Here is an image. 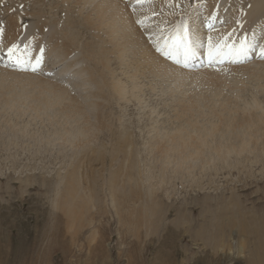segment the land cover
Instances as JSON below:
<instances>
[{
  "label": "rangeland",
  "instance_id": "obj_1",
  "mask_svg": "<svg viewBox=\"0 0 264 264\" xmlns=\"http://www.w3.org/2000/svg\"><path fill=\"white\" fill-rule=\"evenodd\" d=\"M164 1L169 3L171 19L139 22L163 57L160 37L169 35L179 16L187 18L197 6V0H176L180 12L172 6L173 0ZM241 1L224 2L230 6ZM124 2L131 7L137 4ZM65 3L0 0L4 28L0 56L6 58L10 46L5 30L10 14L18 23L14 30L20 35L18 43L28 45L18 54L34 56L40 47L46 53L47 43L37 39L48 42L56 31L54 22L67 28L70 9L71 16L75 10V19H80L78 7ZM40 7L45 21L41 28L32 14ZM237 11V23L229 25L231 36L227 33L213 44L247 35L264 45L260 21L258 26L244 22L246 12ZM226 21L230 23L224 18L213 21L212 29ZM79 26L80 37L89 40L90 34ZM209 30L206 39L208 35L214 39ZM80 50L67 60L45 54L44 65L36 73L10 68L0 59L1 69L34 74L63 86L84 110V115L68 117L61 112L63 104L43 106L40 88L29 79L0 72V264H264V128L244 144L241 137L210 138L211 144L197 155L191 154L193 148L176 151L157 144L176 127L177 108L197 96L203 110L211 108L209 98L216 93L219 103L228 100L264 115V79L245 71L231 73L235 65H246L230 63L227 57L209 66L206 50L201 49L205 55L196 61L201 62L198 68L188 70L224 71L229 75L227 83L216 78L196 82L172 71L140 78L137 97L111 100L112 111L101 120L112 129L103 125L94 134L81 135L86 113L93 114L84 103L93 86L84 84V76L76 75L77 66L69 64ZM254 62L259 59L246 64ZM117 73L123 76L120 69ZM105 106L107 112L110 108Z\"/></svg>",
  "mask_w": 264,
  "mask_h": 264
},
{
  "label": "bare ground",
  "instance_id": "obj_2",
  "mask_svg": "<svg viewBox=\"0 0 264 264\" xmlns=\"http://www.w3.org/2000/svg\"><path fill=\"white\" fill-rule=\"evenodd\" d=\"M224 1L225 0H203V2L199 4L202 15L201 18L197 20V23L202 38L206 39L205 35H207L208 31L205 18L214 15L216 17L215 20H217H214V23H218L220 20H223V18L224 20L229 19L230 21V23L226 21L227 25H220L219 23L217 25L219 27L209 30V32L211 31L210 33L214 34V42H217L220 38L223 39L222 37L231 31L229 25L237 23V17L239 16L237 9L240 10L239 12H246V14H243L245 18L244 22H251L258 26V22L260 21L261 25L259 26L263 25L264 27V0H243L240 3H232L233 7L232 4L230 6H228L229 4L226 5ZM59 2L62 3V6L65 2H69L71 5L75 4V6L78 7L77 12L80 14V19H75V10H73L74 15L71 16V9L69 10V6L68 10L70 12H67L66 17L70 22V24H67L69 26H67V28H60L62 25L60 26L58 23L54 22L52 26L56 28V31L49 36L48 42L46 41L47 39L42 37L38 38L37 42L47 43L45 47V54L47 56L49 54L54 55L61 57L62 60H67L75 53L76 49L80 50L81 48L80 55L76 56V54L73 59L74 62L69 64L77 66L76 75L84 76V84L88 82L89 86L94 87H90L88 93H85V107L88 109L91 108V113L93 112V114L90 115L89 111L86 113L84 129L81 128L79 130L81 135H90L91 132L94 134L95 131L97 132L100 128L104 127L103 125L111 127V125H108L109 122L105 124L101 120L103 119L102 117L105 118V116H107V119V113L112 111V107H109L112 105L111 100H115V98L124 100L128 95L136 96V92L141 89L137 83L140 78L162 76L172 71L177 77H184L196 82H212V80L216 78L215 80L220 81L221 84L227 83L226 81L228 79L226 77L229 75L224 71L204 69V71L191 72L188 70L189 68H195L194 66L197 63H201L196 61L205 54L200 53L198 58L187 68L176 63L174 66L172 64V62H175L173 59H169L166 56L163 57L160 52L155 50V46L149 43L147 34H145L146 32L143 29L144 25L139 24V22L146 18H148V20L153 18L158 19L159 17L171 19L172 16L170 11L167 10L169 3L164 0H148V2L143 4L137 3L134 5L135 7H131V3L130 5L126 2L123 4V0H59ZM224 6L227 7L225 8ZM41 9L43 8H35L32 13L39 28L43 27L45 23L43 18L44 13ZM230 10L233 11L230 12ZM177 23H179V19ZM17 24L15 15L10 14L5 29L10 37V45L12 43H18L19 41L18 37H20V35L14 34ZM78 25L90 34L91 38L89 40L87 38L83 40V37H80V32L77 31ZM158 42H156L157 45L160 44ZM245 65L246 66L235 65L232 69L230 68L229 71L231 73L245 71L248 72L249 75H253V77H257L258 79L262 77L264 79V61L259 60L258 63L252 65H247L245 63ZM11 66L10 63L9 67L11 68ZM54 66L56 65L54 64ZM53 68L54 67H51L48 70L51 71ZM70 68L71 67L66 70ZM119 69L123 74L122 77L117 73ZM66 70L60 73H65ZM3 71L7 70L0 68L1 73L7 74L10 71L15 77L29 79L30 83L40 88L41 93L39 97L43 106L53 107L55 105L56 107L58 106L56 104H63L62 111H60L65 113L66 116L69 117L72 114L78 116L84 115L82 104L79 105V102L74 98L75 96L71 97L72 95L70 94V96L67 93L68 91L61 89L64 88L63 86L59 88V86L57 87L58 84L51 82V80L47 78L43 80L41 78V80H39L34 74L25 75L24 73H13L11 70L7 71V73ZM213 95V97H208L212 104L208 111L200 107L201 96H197L193 99L191 98L187 100V102L181 104L180 108L176 110V127L170 131V133L167 132L165 137L163 136L164 138L158 141L157 144H162L176 151L179 148H193L194 150L191 154L197 155L202 151L203 146L211 144L209 142L210 138L222 139L233 136L232 138L237 139L241 137L243 141L242 144H244L245 142L247 143V139L251 140L258 136L259 132L264 128V115L259 112V110L254 112L248 111L224 99H221L224 100V102L219 103L215 100V96L218 95L216 93ZM105 105L110 108H107V112L103 110V108L106 107ZM88 141L91 140L88 139ZM219 146L221 148L223 147L222 144ZM196 159H198V157Z\"/></svg>",
  "mask_w": 264,
  "mask_h": 264
},
{
  "label": "snow or ice",
  "instance_id": "obj_3",
  "mask_svg": "<svg viewBox=\"0 0 264 264\" xmlns=\"http://www.w3.org/2000/svg\"><path fill=\"white\" fill-rule=\"evenodd\" d=\"M136 2L143 4L148 2V0H136ZM200 3H202V0H197L196 7H192L190 4L192 11L188 14L187 18L183 15L179 16V23L175 24L171 33L160 37L159 42L162 43V46L159 50L166 57L173 59L176 64L182 65L185 68L189 67L198 58L201 49L206 50L209 66L223 63L224 57H227L228 61L233 64H244L254 59L264 61V45L257 43L255 39L249 40L247 35L236 41L219 46L213 44L211 35H208L206 40L202 38L197 23V20L202 15L199 11ZM172 6L183 12L181 5L176 0H173ZM205 19L207 28L211 30L214 27L213 21L216 17L210 15ZM234 31L235 29H233ZM3 35L4 28L0 26V45L3 44ZM229 36H231V33H229ZM22 46L24 48L28 47L27 44L21 45L20 43H12L7 47L5 53L7 60L13 67L21 71L30 70L36 73L41 70L45 61V49L40 47L37 55L22 57L18 54ZM3 58V56H0V59Z\"/></svg>",
  "mask_w": 264,
  "mask_h": 264
}]
</instances>
